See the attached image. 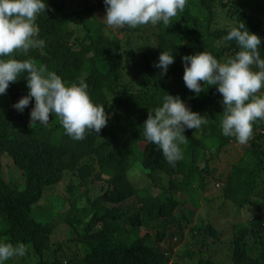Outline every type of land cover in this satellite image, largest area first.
I'll use <instances>...</instances> for the list:
<instances>
[{
	"label": "trees",
	"instance_id": "16d2710c",
	"mask_svg": "<svg viewBox=\"0 0 264 264\" xmlns=\"http://www.w3.org/2000/svg\"><path fill=\"white\" fill-rule=\"evenodd\" d=\"M47 3L36 21L44 47L16 58L32 57L69 82L86 74L93 100L112 115L99 135L77 141L56 114L47 126L31 124L34 100L22 113L0 107V241L23 242L36 264H264V120L254 124L247 144L225 137L221 95L215 86L194 95L181 61L197 51L221 61L234 56L238 46L223 37L239 23L260 35L264 58V0H188L170 26L154 28L108 26L103 0ZM161 51L176 57L166 75L154 66ZM130 64L138 68L133 79L126 75ZM7 92L13 105L28 92L25 78ZM166 92L208 118L201 129L185 131L184 156L174 166L143 136L149 110L162 105ZM7 165L19 169L22 184L7 178ZM66 174L74 178L66 187L68 238L53 242L60 210L54 217L53 208H36L55 199L42 203ZM214 184L219 193L205 196ZM202 198L237 211L228 231L205 217L193 221ZM130 199L137 209H128ZM174 237L188 241L176 254L166 245Z\"/></svg>",
	"mask_w": 264,
	"mask_h": 264
},
{
	"label": "clouds",
	"instance_id": "9594fccd",
	"mask_svg": "<svg viewBox=\"0 0 264 264\" xmlns=\"http://www.w3.org/2000/svg\"><path fill=\"white\" fill-rule=\"evenodd\" d=\"M105 22L110 27L137 28L161 23L168 27L182 13L188 0H103ZM47 0H0V95L10 83L25 78L28 92L12 107L23 112L30 103L31 124L47 126L50 114H56L65 134L73 140H83L89 132L99 135L108 125L112 113L105 105L96 103L84 76L78 82L66 81L47 65L38 64L32 57L18 59L23 52L43 48L39 37L38 16L46 12ZM225 41L238 46L235 55L223 61L207 51L181 56L186 87L199 95L215 86L222 99V134L247 144L254 135V124L264 120V58L261 57V37L245 23L230 26ZM15 54V55H14ZM174 51H161L155 67L161 75L175 62ZM207 85V87H205ZM163 103L149 110L143 122V136L158 146L165 160L173 166L183 159L181 145L187 141V129L199 130L208 118L188 106L179 94L166 92ZM23 242L0 241V264L27 255Z\"/></svg>",
	"mask_w": 264,
	"mask_h": 264
},
{
	"label": "rangeland",
	"instance_id": "374dc122",
	"mask_svg": "<svg viewBox=\"0 0 264 264\" xmlns=\"http://www.w3.org/2000/svg\"><path fill=\"white\" fill-rule=\"evenodd\" d=\"M221 24L222 25H227L228 19L226 18H221ZM143 26V25H142ZM139 26V27H142ZM146 26H151L152 28H154L155 26L149 24ZM110 30V29H109ZM130 66V70L127 69V77L133 79L135 77V72L137 71V67L134 66ZM137 79V77H136ZM138 81V80H137ZM12 106V99H11V95L9 92H6L3 95H0V107L9 109ZM53 115V114H52ZM51 116V114H50ZM9 160H5V163L8 164L11 160V158L8 156ZM12 161V160H11ZM5 174L7 176V178L9 179H14L15 181H19V183L22 184V180L20 178L21 173L19 172V169L17 167L13 166H5ZM69 172V171H68ZM67 172V173H68ZM138 174H135V182L140 183L142 181V176L140 177V172H137ZM74 178L71 176V174H66V176L64 177V179L57 185L48 188L47 192L45 191L44 194V199L42 201V203L47 199V197L53 199L51 200L48 204L45 205V208H39L37 207L36 210L37 212H42V213H46L48 210L52 209L53 211L50 212L49 214L54 215V217H56V212H58L60 210L59 216L58 218L55 220L54 226H56V231L55 234L52 237V241L53 242H57L58 240H62L63 238H68L67 236V224L65 222V218L66 215L68 214L69 208H70V203H69V194L67 192V185L69 184H74V182L72 181ZM166 178H163L160 183L161 184H165L166 183ZM220 189H216V186L214 184L213 186H210V189L208 190V192L205 194V196H210V195H214L216 196L215 192L219 193ZM207 198L201 199V205L200 207L197 209L198 212L194 213L193 215V221H198V219L200 217H205L207 218L209 221L214 222V223H218L217 226L221 227V229H225V231H228L231 228V225L233 224V222L235 221V219H237L238 217L234 214L237 211L232 210L233 208L231 206H229V208H227V206L225 207H221V201H219L217 207H211L210 203H208ZM194 203V202H193ZM128 206V209L130 210H135L137 209L138 203L136 200L134 199H130L125 203ZM55 205V207H54ZM220 206V207H218ZM223 209H228V211H225ZM247 212V210H245L243 212V214ZM248 212H250L248 210ZM61 215V216H60ZM149 225H155V223L150 220L148 222L147 229L149 231H151V227H149ZM187 238H184L183 240H178L177 238H168L166 240V245L168 246V248L170 249V251H172V253L176 254L179 250L186 248L187 245ZM224 248H226L224 246ZM30 250V249H29ZM29 250L27 251V254L29 252ZM224 254V253H223ZM222 257V256H221ZM6 264H36V256L35 255H30V256H24V257H15L10 259L9 261L6 262Z\"/></svg>",
	"mask_w": 264,
	"mask_h": 264
},
{
	"label": "built area",
	"instance_id": "2783aa9c",
	"mask_svg": "<svg viewBox=\"0 0 264 264\" xmlns=\"http://www.w3.org/2000/svg\"><path fill=\"white\" fill-rule=\"evenodd\" d=\"M219 186H220V183L217 184V187H219Z\"/></svg>",
	"mask_w": 264,
	"mask_h": 264
}]
</instances>
